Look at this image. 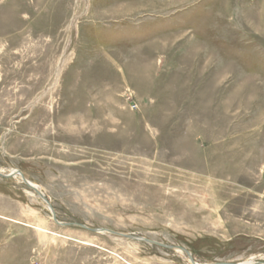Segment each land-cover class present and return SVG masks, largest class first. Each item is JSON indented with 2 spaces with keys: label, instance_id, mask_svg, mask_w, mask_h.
<instances>
[{
  "label": "rangeland",
  "instance_id": "1",
  "mask_svg": "<svg viewBox=\"0 0 264 264\" xmlns=\"http://www.w3.org/2000/svg\"><path fill=\"white\" fill-rule=\"evenodd\" d=\"M11 170L61 224L264 264V0H0ZM0 264L191 262L0 176Z\"/></svg>",
  "mask_w": 264,
  "mask_h": 264
},
{
  "label": "water",
  "instance_id": "2",
  "mask_svg": "<svg viewBox=\"0 0 264 264\" xmlns=\"http://www.w3.org/2000/svg\"><path fill=\"white\" fill-rule=\"evenodd\" d=\"M18 173H20V172H18ZM0 176L4 177V178L12 177V176L2 175L1 173H0ZM25 185L28 186L30 189H32L34 191V193L39 197V199H41V202L43 204H45L49 208V211L52 214L54 222L57 225H59V226H63V227H78L80 229H84V230H87V231H90V232L96 233V234L109 233V234L115 235L117 237L126 238V239H130V240H133V241H138V242H145V243H148V244H151V245H156L158 247L166 248V249H169V250L180 251V252H183L189 258L191 264H197L194 261V258L192 256V254L189 251H187L186 249L182 248V247L168 246V245H164V244H161V243H157V242L151 241V240L146 239V238L136 237L134 235H129V234H122V233L114 232V231H111V230L90 228V227H88L86 225H82V224H61L57 220V215H56L51 203L45 198L43 193L39 189L32 187L30 183L26 182V180H25ZM213 264H244V263H213ZM255 264H261V263H255Z\"/></svg>",
  "mask_w": 264,
  "mask_h": 264
},
{
  "label": "bare ground",
  "instance_id": "3",
  "mask_svg": "<svg viewBox=\"0 0 264 264\" xmlns=\"http://www.w3.org/2000/svg\"><path fill=\"white\" fill-rule=\"evenodd\" d=\"M18 172H20V171H18V170H11V171H9V173H7V174H4L2 171H0V173L2 174V175H6V176H12V177H9V179H11V178H13V179H16V178H18L22 183H24L25 184V180H26V182H28V183H30L31 184V186L32 187H34V188H37V189H39V187L35 184V183H33V182H31V181H29V180H27V178H25L24 177V175L21 173H18ZM6 178H8V177H6ZM20 185V184H19ZM28 187V186H27ZM29 188V187H28ZM30 189V188H29ZM32 190V189H31ZM33 191V190H32ZM34 192V191H33ZM33 195V194H32ZM45 205V204H44ZM45 207H46V205H45ZM49 209V208H48ZM55 211V210H54ZM184 254V253H183ZM244 264H254V263H252L251 261H248V262H245Z\"/></svg>",
  "mask_w": 264,
  "mask_h": 264
}]
</instances>
